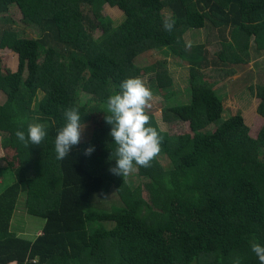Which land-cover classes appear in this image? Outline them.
<instances>
[{
  "label": "trees",
  "instance_id": "obj_1",
  "mask_svg": "<svg viewBox=\"0 0 264 264\" xmlns=\"http://www.w3.org/2000/svg\"><path fill=\"white\" fill-rule=\"evenodd\" d=\"M193 1L187 9L185 0H0V19L14 6L37 30L36 38H23L11 26L0 28V50L18 57L15 73L0 70V147L15 159L5 166L11 179L0 192V264H234L237 258L260 264L251 244L264 246V123L252 137L241 114L223 118L215 87L248 62L251 48L264 54V0ZM104 7L119 9L121 19L97 18ZM169 18L171 32L163 26ZM206 28L216 33L219 50L211 54L205 44L186 50L185 33ZM98 56L108 60L105 83L88 73ZM171 56L187 67L189 97L164 107L162 120L186 123L195 133L214 129L198 139L169 134L148 113L163 137L161 153L150 168L116 176L109 171L117 146L105 122L106 101L125 79L144 72H154L156 92L171 93L163 62ZM250 90L264 119V84ZM72 107L82 125L100 117L92 153L100 156L97 170L82 157L81 143L56 158L57 130ZM32 123L45 125L47 136L25 147L15 133L27 135ZM132 178L148 181L147 200ZM110 190L124 214L111 228L91 229L89 214L107 213L92 205ZM15 207L43 221L38 236L10 231Z\"/></svg>",
  "mask_w": 264,
  "mask_h": 264
},
{
  "label": "rangeland",
  "instance_id": "obj_2",
  "mask_svg": "<svg viewBox=\"0 0 264 264\" xmlns=\"http://www.w3.org/2000/svg\"><path fill=\"white\" fill-rule=\"evenodd\" d=\"M185 6L187 9H193L194 1L185 0ZM8 10L9 12L7 14H3L0 19V28L4 26H11L18 32L20 37H37V30L32 28L27 23L21 21L20 15L14 6L10 7ZM121 16L122 12L116 7H104L102 13L96 17L101 18L104 22L111 21L115 24L121 19ZM102 32L103 31L101 29L96 30L93 35L94 39H98ZM215 35L216 33L208 28L193 31L189 30L184 35V41L187 44H205V47H207L208 51H210L212 54V52H217L220 47L218 44L220 41H218V39L213 41ZM4 52H0V56L6 55L9 60L11 59L13 62L16 61V56L11 54L10 51H8L9 53ZM250 53L251 56L248 62L235 66L233 75L225 77V80L221 81L215 88L217 89L218 96L222 99L224 108L223 118H227L228 116L234 114H241L245 124L249 128V134L252 137H255L261 125H263L264 119H262L256 112L259 100L253 95L254 92L250 90V87L254 88V86L257 84H264V54H258L253 48L250 49ZM163 62L167 74L172 78L173 81L171 93L168 92L163 95L156 92L154 72H144V74L138 76L145 81L148 87H150L155 94L153 106L150 110H148V113L154 116L158 127L162 131L168 132L169 134L188 132L193 138L197 139L209 135L214 129L213 125L195 133L189 130L186 123L173 122L169 124L162 120L161 112L164 107H167L173 103H186L189 97L187 67L181 60L173 56L165 58ZM107 66L108 60L102 56H98L94 60L88 62V73L97 80L105 83L107 81V77L105 75ZM41 96L42 95L39 94L37 98L33 97L30 100L28 106L31 110H36L37 102L40 100ZM97 117L98 118H96L95 121L86 125L81 139L82 157L87 161V164H91L89 167L92 170L98 169L100 156L96 155L95 157L93 154H91V156H86L84 155V149L89 146H93V139L96 136L94 135V132L96 128L99 127L97 126V120L100 117ZM260 155L264 160V149L261 151ZM2 156H5L7 161H11V158L13 159V156L5 151L2 152ZM94 157L95 160L92 161ZM163 163L166 165V161H163ZM130 182L133 185H141L142 196L145 200H147V193L144 186L148 183V181L145 179L132 178L130 179ZM92 208L97 209L98 211L104 210L107 211V213L99 218L90 213L87 223L91 229L96 226L94 225L95 223H104L106 228H111L110 224H114L116 219H119L124 214L123 211H121L123 209H121V204L118 200V197L112 190H110L109 193H107L104 197L97 199L92 205ZM13 216L14 217L11 218L10 225L11 232L13 231V233L17 234V236L24 237L26 239H30L39 235L38 231L43 225V221L41 219L26 216L22 210V207H18Z\"/></svg>",
  "mask_w": 264,
  "mask_h": 264
},
{
  "label": "clouds",
  "instance_id": "obj_3",
  "mask_svg": "<svg viewBox=\"0 0 264 264\" xmlns=\"http://www.w3.org/2000/svg\"><path fill=\"white\" fill-rule=\"evenodd\" d=\"M175 22L170 18L164 21L165 31L171 32ZM191 44H186V50ZM120 92L111 95L106 101L107 115L105 122L111 125L109 135L117 146L112 155H115V166L109 171L116 175L127 177L139 167L150 168L153 161L162 151L163 137L157 128L151 124L148 114L153 106L155 94L140 77L127 78L120 85ZM65 124L57 130L54 140V150L58 160L69 156L73 148L81 143L82 134L86 125L81 124L79 109L72 107L64 112ZM17 139L27 147L29 144L39 146L47 136L45 125L32 123L28 125L27 135L18 130ZM94 146L84 149V155L91 156ZM251 250L264 264V246L252 243ZM14 264V262H10ZM234 264H240L239 258Z\"/></svg>",
  "mask_w": 264,
  "mask_h": 264
},
{
  "label": "crops",
  "instance_id": "obj_4",
  "mask_svg": "<svg viewBox=\"0 0 264 264\" xmlns=\"http://www.w3.org/2000/svg\"><path fill=\"white\" fill-rule=\"evenodd\" d=\"M198 30H200V29H198ZM190 31H193V29H191ZM4 51H6V52H4ZM4 51L0 50V52L9 53L8 50H4ZM11 54L16 56V61L15 62H13L11 59L9 60L6 55L5 56H0V70H2V72H4L5 70H9V72H11V73H15L16 72L17 67H18V57H17L16 54H14L12 52H11ZM2 152H3V150L0 149V156H1L0 157V192L4 189L5 186H7V184L9 185V182H10V179H11V178H9L10 176H8L9 173L7 172V169L5 168V166L9 162H11V161L13 162L12 158H11L12 159L11 161H7L5 156H2ZM5 152H7L8 154L12 155L11 152H8V151H5ZM22 194H20V196L18 198L19 202L23 201ZM16 210H17V208L15 207V211ZM14 212H13V214H14ZM12 217H14V216L12 215Z\"/></svg>",
  "mask_w": 264,
  "mask_h": 264
}]
</instances>
